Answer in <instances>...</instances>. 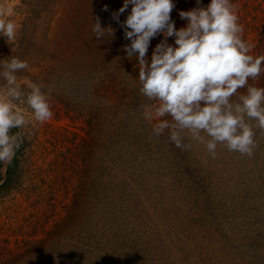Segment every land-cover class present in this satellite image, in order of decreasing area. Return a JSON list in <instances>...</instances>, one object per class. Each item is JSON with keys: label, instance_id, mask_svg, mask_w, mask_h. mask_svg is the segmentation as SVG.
Listing matches in <instances>:
<instances>
[{"label": "rangeland", "instance_id": "rangeland-1", "mask_svg": "<svg viewBox=\"0 0 264 264\" xmlns=\"http://www.w3.org/2000/svg\"><path fill=\"white\" fill-rule=\"evenodd\" d=\"M70 1L0 0L18 27L14 41L0 36V63L27 61L18 82L25 91V79L42 84L54 113L41 124L19 105L29 120L20 130L31 142L36 172H43L35 188L28 190L25 180L24 190L0 194V264H264V130L254 128L252 157L218 145L213 159L187 133L191 149L181 150L167 129L152 135L156 123L172 118L155 117L159 101L144 96L146 125L129 121L134 127L109 146L99 132L114 127L98 132L60 102L72 95L60 63ZM239 10L242 37L254 45L249 54L264 55V0H240ZM131 58L115 66L122 67L116 79L140 97ZM248 85L264 87V72ZM245 93L246 87L238 89L232 99ZM114 100L111 95L103 103Z\"/></svg>", "mask_w": 264, "mask_h": 264}, {"label": "clouds", "instance_id": "clouds-1", "mask_svg": "<svg viewBox=\"0 0 264 264\" xmlns=\"http://www.w3.org/2000/svg\"><path fill=\"white\" fill-rule=\"evenodd\" d=\"M196 2L198 7L179 13L188 21L179 30L170 18L173 0H123V6L112 13L120 23L119 15L131 5L121 24L125 39L131 41L124 50L128 57L138 59L140 93L150 101H159L154 116L172 118L156 123L152 135L159 137L167 129L169 141L186 151L191 149V144L184 143L187 133L193 142L205 144L213 159L218 145L252 157L257 146L254 128L264 130V87L250 86L248 81L264 72V55L249 54L254 45L243 39V27L231 0H211L207 7ZM103 10L108 11L107 6ZM5 12L11 15L12 9L0 7V36L11 42L18 27ZM92 32L99 39L111 37L114 30L102 28L96 17ZM159 33L165 39L156 45L148 63L150 40ZM167 37H174L175 47L167 43ZM28 67L27 61L18 57L0 63V78L5 82L0 86V163L10 164L24 143V134L12 130L29 125L26 109L41 124L54 115L50 94L43 91L42 84L25 79V91L18 82L16 73ZM245 87L246 93L233 100L238 89Z\"/></svg>", "mask_w": 264, "mask_h": 264}, {"label": "trees", "instance_id": "trees-1", "mask_svg": "<svg viewBox=\"0 0 264 264\" xmlns=\"http://www.w3.org/2000/svg\"><path fill=\"white\" fill-rule=\"evenodd\" d=\"M210 2L211 0H200L199 6L207 7ZM173 3L175 7L170 13V18L174 23V27L179 30L186 20L181 19L179 13L189 11L198 7V5L196 0H173ZM231 3L238 12L239 22L242 17L239 10L240 0H231ZM244 5L249 6L248 3ZM104 6H107L108 11L103 10ZM122 6L123 0H71L65 22L68 47L65 57L60 61L62 75H64L65 81L72 92L70 98L60 99V102L69 111L86 117L88 126L93 127V129L96 128L98 132L99 129L102 131L104 126L108 130L111 129V126L114 127L115 131L113 132L106 134L99 132L101 140L107 141L109 146L115 143L116 139H119L117 141L119 142L123 134L126 136L125 128L134 127L133 125H127L129 121L142 122L143 125H146L142 119L144 116L141 107L144 96L138 97L126 93V84L122 86L121 82L116 79V74L122 72V67L115 66L120 61L123 62L120 59L128 57L124 46L131 44L129 39H125V29L121 27L123 21L130 14L131 5H129L128 10L119 15L120 23L112 18V13L117 12ZM80 16L82 23H79ZM96 17H99L102 28L111 27L114 30L111 37L105 35V37L97 39L93 36L92 28ZM164 39L163 33H159L150 40V47H148L146 53L147 61L151 62V56L156 45ZM170 42L175 43L174 37H167V43ZM133 57H135L132 63L133 70L139 74L138 59L135 55ZM130 66L127 65L125 69ZM138 74L136 78H138ZM137 83L140 89V83ZM111 95H114L115 102L103 103V100ZM120 116L128 119V121H119ZM18 131L23 133L20 129L12 130L13 133ZM24 136V143L17 151L12 162L6 164L4 170L2 163H0V194H7L14 189L24 190L22 186L25 180L30 183L28 190L32 187L35 188L37 186L35 180L43 172V170H39V173L36 172L38 168L34 167V160H32L31 142L25 134ZM134 142L136 141L130 142V148L137 144ZM77 146L78 144L74 143V147ZM106 150H109V147H106ZM78 155L80 154H76L74 157ZM44 175L45 173L39 177L41 182L44 181Z\"/></svg>", "mask_w": 264, "mask_h": 264}]
</instances>
